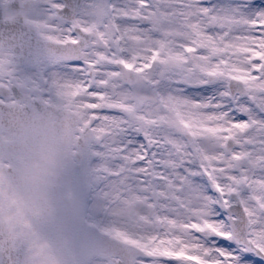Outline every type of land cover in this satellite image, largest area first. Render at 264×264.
Listing matches in <instances>:
<instances>
[{
	"label": "snow or ice",
	"instance_id": "snow-or-ice-1",
	"mask_svg": "<svg viewBox=\"0 0 264 264\" xmlns=\"http://www.w3.org/2000/svg\"><path fill=\"white\" fill-rule=\"evenodd\" d=\"M0 56V102L78 90L71 264H264V0H0Z\"/></svg>",
	"mask_w": 264,
	"mask_h": 264
},
{
	"label": "water",
	"instance_id": "water-1",
	"mask_svg": "<svg viewBox=\"0 0 264 264\" xmlns=\"http://www.w3.org/2000/svg\"><path fill=\"white\" fill-rule=\"evenodd\" d=\"M66 113L68 144L52 143L48 140L52 136L36 134L30 124L10 126L17 132V142L0 140V162L6 163H0V249L22 247L25 264H71L73 260V239L63 226L64 210L68 181L75 186L77 178L71 167L88 140L87 124L79 129L77 116Z\"/></svg>",
	"mask_w": 264,
	"mask_h": 264
},
{
	"label": "flooded vegetation",
	"instance_id": "flooded-vegetation-1",
	"mask_svg": "<svg viewBox=\"0 0 264 264\" xmlns=\"http://www.w3.org/2000/svg\"><path fill=\"white\" fill-rule=\"evenodd\" d=\"M6 67V58L0 56V79L8 74ZM0 94L11 96L8 87L4 84H0ZM77 95L78 90H72L71 93L57 90L48 100L28 102L17 98L15 100L10 99L7 103L0 102V139L8 142L15 141L13 132L4 131L3 123L6 121L20 123L30 121L36 126L49 123H62L64 127L69 125V117L66 118L64 114H56L54 109L77 112L80 124L79 112H81L82 106L74 102Z\"/></svg>",
	"mask_w": 264,
	"mask_h": 264
},
{
	"label": "rangeland",
	"instance_id": "rangeland-1",
	"mask_svg": "<svg viewBox=\"0 0 264 264\" xmlns=\"http://www.w3.org/2000/svg\"><path fill=\"white\" fill-rule=\"evenodd\" d=\"M81 112H79L80 116H81V119H80V125H83L86 121L84 119V116H83V106L81 107ZM77 113V112H76Z\"/></svg>",
	"mask_w": 264,
	"mask_h": 264
}]
</instances>
